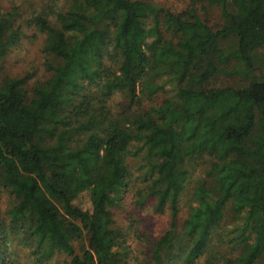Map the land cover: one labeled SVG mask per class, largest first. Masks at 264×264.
I'll use <instances>...</instances> for the list:
<instances>
[{"label": "trees", "instance_id": "trees-1", "mask_svg": "<svg viewBox=\"0 0 264 264\" xmlns=\"http://www.w3.org/2000/svg\"><path fill=\"white\" fill-rule=\"evenodd\" d=\"M2 4L45 73L0 75V264H128L126 194L168 217L130 262L264 264V0Z\"/></svg>", "mask_w": 264, "mask_h": 264}, {"label": "rangeland", "instance_id": "rangeland-1", "mask_svg": "<svg viewBox=\"0 0 264 264\" xmlns=\"http://www.w3.org/2000/svg\"><path fill=\"white\" fill-rule=\"evenodd\" d=\"M2 1V5L4 9H7L8 6L12 5H20L21 11L33 12L34 10L40 9L41 7L49 4L51 1H58L60 4L64 5L66 0H0ZM155 2H161L165 4L167 7H170L174 10H182L188 7L192 0H152ZM202 12V10H201ZM205 19L209 21L210 24L216 25L219 23L220 13L215 9L209 14H203ZM23 42L21 46L12 54L3 65V69L1 71V76L6 75H15L19 76L27 71L36 68L39 70L38 74H43L44 68L42 64L44 63V57L42 55V46L44 42V38L37 34L35 30L29 29L26 31V34L23 36ZM44 59V60H43ZM44 77V75H43ZM42 77V78H43ZM39 78V77H37ZM76 204L82 209H91L92 205L90 203V199L88 194H84L79 199H77ZM8 206V202L5 200H1V208L5 210ZM131 213H133L135 217V221L131 218ZM114 218L120 223L124 222L125 225H129L133 223V228L127 231L126 241L132 247V251L129 252L128 256V264L134 262H130L131 259H135L139 250H143L146 244L148 243L150 235H156L160 229H162L168 217L166 215H153L152 211L149 207L146 208H136V206L132 205L131 196L126 194L124 196V201L119 209H114ZM139 234V235H138ZM145 236L141 243H139V239L136 237ZM88 237L87 233L83 238L81 244H78L79 248L82 245H87ZM131 252H133L131 254ZM136 254V255H135ZM21 257L25 258V254L21 253ZM138 257V256H137ZM139 258V257H138ZM24 263H28L25 261Z\"/></svg>", "mask_w": 264, "mask_h": 264}]
</instances>
